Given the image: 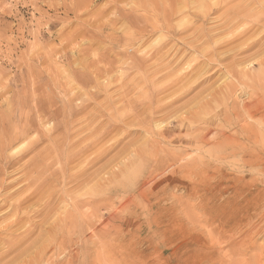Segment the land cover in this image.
<instances>
[{
  "label": "rangeland",
  "instance_id": "1",
  "mask_svg": "<svg viewBox=\"0 0 264 264\" xmlns=\"http://www.w3.org/2000/svg\"><path fill=\"white\" fill-rule=\"evenodd\" d=\"M174 1L0 0V204L3 202L0 227L20 220L22 228L21 225L14 227L22 229L16 231L17 238L22 235L32 238L28 239L31 245L24 238L23 244H27L20 246L23 251L17 248L5 261L18 257L15 261L19 264H113L114 261L118 264V260L124 264L132 261L142 264L148 256L154 257L156 249L167 250L165 256H168L172 246L182 243L179 238L165 244L161 230L154 222L155 216L168 219L176 215L182 218L181 222L176 221L177 230L182 228V223L195 228L198 221L197 229L200 223L206 224L205 220L215 222L213 226L219 225L224 232L219 230L218 234L223 236L215 239L224 243V250L229 249L224 253L236 251L229 255V260L239 264H264V256H261L262 250L264 252V1L249 0L250 3L245 4L244 0H232L234 2L230 4L229 0V7L228 0H216V6L214 0H210L212 3L209 1L208 5L213 8L207 5L210 10H203L204 14L209 12L210 15L201 14L200 6L192 5L194 0H189L191 5L186 4V0ZM180 1H184L182 12L188 7L185 13L192 17L187 20H184L185 16L175 18L178 21L173 20L177 22L175 28L165 31V10L171 6L181 8L178 7ZM243 2L244 7L253 4L258 8L254 11L251 5L247 6L252 12L243 10L232 20L239 22L225 25L223 30L229 9L243 6ZM193 6H197L196 9ZM157 7L164 10V17L160 10L156 12ZM224 12L228 14L226 17ZM232 13L234 15L235 11ZM154 21L161 24L156 22L154 25ZM202 32L206 35L203 40L200 39ZM234 34L236 44L229 45ZM158 51L163 53L159 55ZM213 51L218 53L216 57L212 56ZM187 71L193 81L189 75L190 80L187 79ZM239 71L254 72L255 75L243 78L235 74ZM152 72L157 74L156 77ZM180 78L183 79L181 84L176 81ZM171 80L179 86L170 83ZM158 104L162 110H157ZM203 125L213 131L205 140ZM160 130L170 132L168 137L172 142L158 136L156 133ZM148 140L159 143V149L164 151L159 152V156H165L172 167L167 169L165 166L162 171L155 166ZM147 142L149 151L142 152L137 161L131 162L135 151L147 150ZM81 150H84L81 158L69 167L74 173L81 172L88 168V160H96V165L87 169V174L97 180L79 185L57 183L56 178L61 177L68 166L65 155ZM57 153H63L64 158ZM40 162L47 164L50 171L36 183L43 171L37 167ZM124 165L126 169L122 171ZM108 173L112 181L109 185L103 180L109 177ZM44 178H50L45 184L46 189L51 187L53 194L37 196L31 204L23 205L22 208L29 209L24 214L19 207L9 206L20 203V198L30 194L28 187L34 189L33 184L39 186ZM144 182L149 184L148 187L155 186L145 197L147 200L140 197L138 191ZM188 186L199 190L188 192ZM92 187L95 188L93 191ZM52 198L56 200L53 199L54 203ZM182 200L186 202L182 210L188 202L189 209L194 208L189 210L192 221L187 222L185 212L181 213L179 201L183 203ZM75 201L80 203L79 210L74 208ZM126 204L131 205L132 212L125 208ZM176 207L174 214L168 212ZM45 208L53 214L56 212L54 217L51 212H39ZM73 211L78 219L81 215L77 219L81 234L68 232L65 225L68 213ZM167 224L164 222L162 226ZM30 230L32 232L27 233ZM202 230L197 233L203 234ZM43 231L49 235L41 246L38 240ZM126 248L129 253H125ZM38 250L39 258L31 259ZM217 251L208 252V256L215 257Z\"/></svg>",
  "mask_w": 264,
  "mask_h": 264
},
{
  "label": "bare ground",
  "instance_id": "2",
  "mask_svg": "<svg viewBox=\"0 0 264 264\" xmlns=\"http://www.w3.org/2000/svg\"><path fill=\"white\" fill-rule=\"evenodd\" d=\"M158 1H160L161 2V0H158ZM185 1V0H184ZM183 1V2H184ZM187 1V0H186ZM185 1V3L186 4H188L189 5V3H190V5H191V2H189V0H188V3ZM209 1L210 0H194V2L195 3H192V5H194V4H196L197 3V6H200V7H198V10H200V12H201V14L203 13L204 14V9L205 8H208V9H206L207 11H209L210 9H209V5H208V3H209ZM213 1V0H212ZM212 1H210V4L212 3ZM219 1V0H218ZM217 1V2H218ZM222 1V0H221ZM231 1V2H230ZM228 0V6H229V2H230V4L232 3V2H234V1H232V0ZM245 1V4L247 3V2H249L250 3V1L248 0H244ZM256 1V0H255ZM264 1V0H263ZM263 1L261 2V0H260V2L261 3H263ZM162 2L163 3H165L164 2V0H162ZM161 2V3H162ZM176 2V0L174 1V3ZM182 1H180V5H178V7L180 6L181 7V5H182V3H183ZM217 2H216V0H214V3H216V4H214L215 6L217 5ZM223 2V1H222ZM252 2H254L253 0H252ZM168 3V1L166 2V4ZM179 3V2H178ZM183 4V5H185L186 6V4ZM256 3V2H255ZM254 3V4H255ZM258 3H259V1H258ZM261 3H260V6H261ZM221 4V3H220ZM243 4H244V2H243ZM245 4L243 5V6H238L237 8H233V9H229V16L226 18V21H225V24L224 25H222V27L223 26H225V25H228V26H230V23H232L233 21V19L235 20V18L238 16V15H240V13H243V10H247L248 11V13H249V10L248 9H250L251 10V12H252V9L251 8H246L247 6H250V7H252V8H254V11H255V7H257V6H255V7H253V4H248V5H246V7H244L245 6ZM257 4V3H256ZM173 5V4H172ZM207 5L209 6V7H207ZM213 5V4H212ZM224 5V4H223ZM227 5L226 6H222V7H224V8H226L227 7ZM258 5V4H257ZM196 6V7H197ZM263 6V5H262ZM155 7V6H154ZM163 7V6H162ZM176 7H177V3H176ZM177 7V8H178ZM187 7V6H186ZM195 9H196V7L195 6H193ZM193 7H191V9H194ZM219 7H221V5L219 6ZM221 7V8H222ZM230 7V6H229ZM158 8V7H157ZM156 8V12H157V10H160V12L159 13H161L162 15H163V17H164V14H163V11H161V9H157ZM175 7L174 6H171L170 8H168L167 10H169V11H167V10H165V18L163 19L164 21H166V25L163 27V29L166 31H172V29H174L175 27V24L178 22L177 21V19H175V18H180V17H182V16H185V18H184V20H187V18H190V17H192V16H189L187 13H185V12H188V7H187V11L185 10V12L183 13L182 11H184V10H181V9H183V8H185L184 6L183 7H181V8H178V9H174ZM200 8V9H199ZM211 8V7H210ZM212 8H213V6H212ZM211 8V9H212ZM221 8H218V9H221ZM223 8V9H224ZM246 8V9H245ZM258 8V7H257ZM257 8H256V11H257V13H258V10H257ZM260 8V7H259ZM189 9H190V6H189ZM216 9V8H215ZM228 9V8H227ZM226 9V10H227ZM261 9V8H260ZM259 9V10H260ZM198 10H196V12H198V14H199V11ZM205 10V11H206ZM232 10L233 11H235V13H234V15H233V13H232ZM262 10V9H261ZM261 10H260V12L259 13H261ZM203 11V12H202ZM215 11V10H214ZM244 11V12H245ZM254 11H253V13H254ZM262 11H264V10H262ZM153 13H154V10L152 11ZM192 12L194 13L195 12V10L193 11L192 10ZM211 12V11H210ZM217 12V11H216ZM215 12V13H216ZM223 12V11H222ZM227 12V11H226ZM150 13H151V11H150ZM207 13L209 14V12H206L205 14L207 15ZM214 13V12H213ZM225 13V12H224ZM256 13V12H255ZM152 14V13H151ZM160 14V15H161ZM195 15H197L196 13H194ZM201 14H199V15H201ZM204 14V15H205ZM227 14V15H228ZM191 15H193V14H191ZM210 15V14H209ZM225 15V17L227 16L226 15V13L224 14ZM236 15V16H235ZM254 15V14H253ZM152 16H155L154 14L152 15ZM156 16H157V14H156ZM155 16V17H156ZM203 16V15H202ZM154 17V18H155ZM158 17V16H157ZM162 17V16H161ZM196 17V16H195ZM206 16H204L203 18H205ZM209 17V16H208ZM249 17V16H248ZM212 18V17H211ZM239 18V17H238ZM242 18V17H241ZM246 18V17H245ZM259 18V17H258ZM166 19V20H165ZM197 19V18H196ZM223 19V18H222ZM243 19V18H242ZM156 20V19H155ZM158 20V19H157ZM173 20H175V21H177V22H174ZM184 20H182V21H184ZM193 20V19H192ZM236 20H241V19H236ZM259 20V19H258ZM160 21V20H159ZM164 21H162V24H164L163 22ZM171 21H173V24H172V22ZM222 21V20H221ZM261 21V20H260ZM156 22H158V21H156ZM155 21L153 22V24L155 25V23H156ZM186 22V21H185ZM185 22H184V24H183V28H185L184 27V25H185ZM239 22V21H238ZM238 22H236V21H234L233 23L235 24V23H238ZM152 24V25H153ZM157 24H161V23H157ZM156 24V27L158 26ZM234 24H232L233 25V27H234ZM261 24V23H260ZM177 25V24H176ZM216 26V25H215ZM220 26V25H219ZM249 26V25H248ZM187 27H189V25H187ZM222 27H217V28H219V30L222 28ZM252 28L254 27V26H251ZM157 28H159V27H157ZM156 28V30H158ZM195 28V27H194ZM193 28V29H194ZM230 28V27H229ZM228 28V29H229ZM241 28V27H240ZM160 29V28H159ZM177 30L179 29V28H176ZM256 29V28H255ZM264 29V28H263ZM223 30H224V27H223ZM250 30L251 29H249V32H250ZM153 31H155V29L154 30H152V32ZM160 31V30H159ZM158 31V32H159ZM185 31V30H184ZM211 31H213V30H211ZM241 31V30H240ZM247 31V30H246ZM257 31V30H256ZM263 31V30H262ZM162 32V31H161ZM181 32H183L182 30L180 31V33ZM187 32V31H186ZM198 32V31H197ZM214 32H215V29H214ZM213 32V33H214ZM217 32V31H216ZM237 32V31H236ZM248 32V31H247ZM185 33V32H184ZM241 33H243V31L241 32ZM252 33H253V31H252ZM200 34H202V36L200 35V39H201V37H202V40H203V37H205L206 35H204L203 34V32L202 33H200ZM209 34V33H208ZM210 34H212V32L210 33ZM237 34V33H236ZM239 34V33H238ZM245 34H247V33H245ZM199 35V34H198ZM211 36V35H210ZM212 36H214V35H212ZM216 36V35H215ZM236 35L234 34V36L232 37L233 38V41H231V39H229L230 40V42H229V45H233L234 44V39L236 40V37H235ZM242 36H244V35H242ZM189 37H190V35H189ZM191 37H192V35H191ZM238 37V36H237ZM245 37V36H244ZM258 37V36H257ZM206 38V37H205ZM209 38V37H208ZM213 38V37H212ZM211 38V40L212 41H215V39H212ZM214 38H216V37H214ZM230 38V37H229ZM243 38V37H242ZM241 37H240V39H242ZM247 38H249V37H247ZM261 38V37H260ZM163 39H165V37L163 38ZM187 39V38H186ZM192 39V38H191ZM245 39H246V37H245ZM196 40V39H195ZM195 40L193 41V44H194V42H195ZM205 40V39H204ZM210 40V39H209ZM229 40H227L226 42H228ZM244 40V39H243ZM187 41H189V40H187ZM192 41H190V42H192ZM205 41H207V39L205 40ZM216 41H218V40H216ZM215 41V42H216ZM245 41V40H244ZM256 41V40H255ZM254 41V42H255ZM162 42H163V40H162ZM201 42V41H200ZM209 42V41H208ZM211 42V41H210ZM222 41H220V43H221ZM253 42V43H254ZM196 43V42H195ZM233 43V44H232ZM251 43H252V41H251ZM259 42H257V44H258ZM123 44V43H122ZM187 45H189V44H191V43H186ZM213 44V43H212ZM227 44V43H226ZM236 44V43H235ZM234 44V45H235ZM126 44H123V46H125ZM165 45H167V44H165ZM192 45V44H191ZM191 45H189V46H191ZM251 45V44H250ZM122 46V47H123ZM216 46V45H215ZM249 46V45H248ZM256 46V45H255ZM254 46V47H255ZM119 47V46H118ZM122 47H120V48H122ZM213 47V46H212ZM246 47V46H245ZM250 47H252V46H250ZM164 48V47H163ZM171 48V47H170ZM195 48V47H194ZM210 48V47H209ZM246 48H249V47H246ZM165 49V48H164ZM196 49V48H195ZM152 50V49H151ZM162 51H163V49H161ZM248 50H250V49H248ZM264 50V49H263ZM162 51H160V52H162ZM258 51H260V50H258ZM152 52V51H151ZM159 52V51H158ZM157 52V53H158ZM160 52H159V55H160ZM167 52V51H166ZM163 53V52H162ZM179 53V52H178ZM260 53V52H259ZM263 53V52H262ZM177 54V53H176ZM180 54V53H179ZM178 54V55H179ZM201 54V53H200ZM205 54H206V52H205ZM212 56L214 57L215 55H218V53L216 54V51H213L212 53ZM158 55V54H157ZM158 55V56H159ZM165 55H166V53H165ZM158 56H156V57H158ZM162 56V55H161ZM160 56V57H161ZM175 56V55H174ZM211 56V55H210ZM152 57H154V56H152ZM167 57V56H166ZM176 57V56H175ZM203 57V56H202ZM216 57V56H215ZM174 58V57H173ZM219 58V57H218ZM218 58H217V60H218ZM150 60V59H149ZM152 60V59H151ZM207 60V59H206ZM214 61V60H213ZM225 61V60H224ZM238 61V60H237ZM263 62V61H262ZM206 63V62H205ZM209 63V62H208ZM257 63H259V62H257ZM210 64V63H209ZM235 64V63H234ZM255 64V63H254ZM170 66V65H169ZM168 66V67H169ZM209 66V65H208ZM262 66V65H261ZM226 67H228V66H226ZM171 68V67H170ZM169 68V69H170ZM194 68H196V67H194ZM187 69V68H186ZM234 69V68H233ZM260 69H261V67H260ZM168 70V69H167ZM193 70V69H192ZM236 70V69H235ZM262 70V69H261ZM189 71V70H188ZM188 71H187V75L186 76H188L189 74H188ZM218 71V70H217ZM234 71V70H233ZM186 72V71H185ZM144 74L146 73V72H143ZM148 73V72H147ZM153 73V72H152ZM151 73V74H152ZM192 73H193V71H192ZM195 73V72H194ZM253 73V74H252ZM260 73V72H259ZM263 73V72H262ZM149 74V73H148ZM150 74V75H151ZM153 74H155V73H153ZM185 74V73H184ZM237 76H240V77H249V76H253V75H255L254 74V72H244V71H239V72H237V73H235ZM146 75V74H145ZM156 75L157 74H155V77H156ZM190 75H191V73H190ZM189 75V76H190ZM194 75V74H193ZM233 75V74H232ZM147 76V75H146ZM185 76V75H184ZM185 76V77H186ZM189 76L187 77V79L189 78ZM228 76V75H227ZM158 77V76H157ZM191 77L192 76H190V79H191ZM196 77V76H195ZM179 78V77H178ZM198 77H196L195 79H197ZM185 79V78H184ZM190 79H188V80H190ZM199 79V78H198ZM197 79V80H198ZM176 80V79H175ZM175 80L174 81H172V82H170V83H173V82H175ZM194 80V79H193ZM192 79H191V81H193ZM178 83L180 82V84L182 83L181 81H183V79L182 78H180V79H178V80H176ZM177 82H175L176 84H178ZM185 83V82H184ZM207 83V82H206ZM263 83V82H262ZM186 84V83H185ZM185 84H182V85H185ZM168 85V84H167ZM201 85V84H200ZM199 85V86H200ZM234 85V84H233ZM169 86H171L170 84H169ZM173 86V85H172ZM176 86V85H175ZM174 86V87H175ZM177 86H179V84L177 85ZM176 86V87H177ZM187 86V85H186ZM198 86V85H197ZM168 87V86H167ZM231 87H232V85H231ZM166 88V87H165ZM169 88V87H168ZM168 88H166V89H168ZM173 88V87H172ZM165 89V90H166ZM170 89V88H169ZM157 90V89H156ZM221 91V90H220ZM219 92V91H218ZM150 94H151V91H150ZM149 94V95H150ZM227 94V93H226ZM229 95V94H228ZM152 96V95H151ZM171 96H173V95H171ZM208 97V96H207ZM206 97V98H207ZM168 98H169V96H168ZM148 99V98H147ZM163 99V98H162ZM158 100H160V99H158ZM158 100H156V101H158ZM259 100V99H258ZM153 102V101H152ZM161 102V101H160ZM160 102H156V103H160ZM155 103V102H154ZM235 105V104H234ZM156 106V105H155ZM158 109L157 110H162L163 108H161V105L159 106V104H158V107H157ZM205 108V107H204ZM204 110V109H203ZM233 111V110H232ZM10 112V111H9ZM159 112V111H158ZM201 112V111H200ZM204 112V111H203ZM231 114V113H230ZM240 114V113H239ZM207 115V114H206ZM208 116V115H207ZM21 119V118H20ZM233 119V118H232ZM22 121V120H21ZM186 122V121H185ZM16 125V124H15ZM193 125V124H192ZM68 126V125H67ZM19 127V126H18ZM154 127V126H153ZM152 127V128H153ZM202 127H205L204 125L202 126ZM201 127V128H202ZM208 127V126H207ZM16 128V127H15ZM206 128V127H205ZM181 129V128H180ZM14 130H16V129H14ZM19 130V129H18ZM153 130V129H152ZM202 130V129H201ZM204 130V129H203ZM206 131L204 132V134H202V136H203V138H204V140L205 139H207L209 136H211L210 134H212L213 133V131L211 130V129H208V128H206L205 129ZM146 131H148V128H146ZM212 131V132H211ZM37 132V131H36ZM149 132V131H148ZM200 132V131H199ZM203 132V131H202ZM66 134V133H65ZM64 134V135H65ZM73 134V133H72ZM148 134V133H147ZM150 134V133H149ZM154 134V132L152 133V135ZM158 136H161L163 139H165V140H168L167 142H172L170 139H169V137H168V135L170 134V132H168V131H165V130H163V131H159V132H157L156 133ZM224 134V133H223ZM226 134V133H225ZM45 135V134H44ZM74 135V134H73ZM155 135V134H154ZM156 135V136H157ZM198 135V134H197ZM200 135V134H199ZM199 135H198V138H199ZM217 135V134H216ZM26 136V135H25ZM47 136V135H46ZM66 136V135H65ZM64 136V137H65ZM222 136V135H221ZM68 137V136H67ZM71 137V136H70ZM69 137V138H70ZM175 137V136H174ZM194 137V136H193ZM216 137V136H215ZM24 138V137H23ZM198 138H197V141H198ZM201 138V137H200ZM199 138V139H200ZM64 139V138H63ZM248 139V138H247ZM54 140V139H53ZM53 140H51V141H53ZM56 140V139H55ZM196 140V139H195ZM203 139H202V141H204ZM35 141V140H34ZM62 141H64V140H62ZM61 140H60V142H62ZM70 141H71V139H70ZM180 140H178L177 142H179ZM207 141H209V140H207ZM211 141V140H210ZM58 142H59V139H58ZM73 142V141H72ZM148 142H151V156L153 157V159H155V162H154V164H155V166L158 168V169H162V171H163V168L165 167V166H167V169L168 168H170V167H172L173 166V164H171V163H169V164H171V165H169L168 164V162H169V160H165V156H163L162 155V157H161V155L159 156V152L162 154V152H164L163 150H160L159 149V143H156V142H154V141H149L148 140ZM148 142L146 143V145H147V150H143V149H138V151H135L136 152V154H134V155H132L134 158H133V160H130L131 162H134V161H137V159L140 157V155L142 154V152L143 153H146V152H148L149 151V147H148ZM175 142V141H174ZM199 143L201 142V140L200 141H198ZM207 143V142H206ZM53 145H57V144H53ZM80 145V144H79ZM66 146V145H65ZM160 146H161V144H160ZM61 147H62V145H61ZM55 148H56V146H55ZM90 149V148H89ZM87 150V149H86ZM56 151H58L57 149H56ZM78 151V150H77ZM162 151V152H161ZM50 152V151H49ZM66 152V151H65ZM6 153V152H5ZM84 153V150H81V151H79V152H77V153H72V152H70V153H65L66 155H65V158H64V154L63 153H57V154H59V156H61L62 157V159L64 158L65 159V161H67V164H68V166L66 165V167L63 169V174L61 175V177H58V178H56V179H58L57 180V183H64V185L65 184H69L70 185V183L71 184H77V185H79V184H81V183H85V184H91L92 183V181H93V179H96L93 175H88L89 173L87 172V169H90V168H92V167H94V165H96L95 163L97 162L96 160H88V162H87V166H88V168H84L81 172H77V173H74V172H72L73 171V168H70L69 166L70 165H72L76 160H78L79 158H81V155ZM88 153V152H87ZM47 154V153H46ZM51 154V153H50ZM96 154V153H95ZM94 154V155H95ZM166 154H168V153H166ZM44 155V154H43ZM52 155V154H51ZM131 155V154H130ZM11 156V155H10ZM132 156H131V158H132ZM49 158H50V156H49ZM49 158H48V160H49ZM89 158V157H88ZM51 159V158H50ZM55 159H57V158H55ZM91 159V158H90ZM95 159V158H94ZM152 159V160H153ZM15 160V159H14ZM81 160V159H80ZM6 161V160H5ZM33 161H35V160H33ZM32 161V162H33ZM41 161V160H40ZM53 161H55V160H53ZM57 161V160H56ZM64 161V162H65ZM85 161V160H84ZM83 161V162H84ZM168 161V162H167ZM173 160H172V158H171V162H172ZM47 163V162H46ZM48 163H50V161L48 162ZM58 163V162H57ZM80 163H82V162H80ZM33 164V163H32ZM77 164V163H76ZM82 164H84V163H82ZM81 164V165H82ZM133 164V163H132ZM166 164V165H165ZM134 165V164H133ZM48 165L47 164H45L44 162H40L39 164H37V167L38 168H41L43 171L42 172H40V176L38 177V179L36 180V183H38L40 180H42L43 179V175L46 173V172H48V171H50V168H46ZM32 167V166H31ZM176 167V166H175ZM188 167V166H187ZM35 168V167H34ZM156 168V169H157ZM29 169H30V167H29ZM37 169V168H36ZM55 169V168H54ZM105 169V168H104ZM126 169V165H124V169H122V171H124ZM174 169V168H173ZM176 169V168H175ZM62 170V169H61ZM57 171V170H56ZM159 171V170H158ZM165 171V170H164ZM168 171V170H167ZM171 172H173L172 170H170ZM36 172V171H35ZM58 172H60V171H57V173ZM37 173H38V171H37ZM62 173V172H61ZM88 173V174H87ZM28 174V173H27ZM29 174H31V172L29 173ZM39 174V173H38ZM51 174H53V173H51ZM31 176H33V175H31ZM35 176V175H34ZM33 176V177H34ZM51 176V175H50ZM108 176L110 177H108L107 179H103L104 180V182L106 183V184H110L112 181H111V174L110 173H108ZM32 177V178H33ZM45 177V176H44ZM56 177V176H55ZM94 177V178H93ZM96 177H97V174H96ZM51 178H52V176H51ZM59 178H61V179H59ZM45 179V178H44ZM50 179V178H49ZM47 180V178L45 179V181L43 182V181H41L42 183H40L39 184V186H36L35 185V183L33 184L34 186H32V188L33 187H35L34 189H30L29 187H28V189H27V192L28 193H30V194H28L27 196H25V197H23V199H21L20 198V203H18L17 205H10L9 204V206H11V207H14L15 206V209H17L18 207L20 208V210H22L23 211V214L24 213H26V212H28L29 211V209L28 208H22V206L23 205H25L26 203L28 204V203H30L33 199H35V197H37V196H46V194H50V193H52V191H51V187H48L47 189H46V184H45V182H46V180L47 181H50V180ZM55 179V180H56ZM33 180H34V178H33ZM97 180V179H96ZM95 180V181H96ZM35 181V180H34ZM100 181V180H99ZM147 182H149V181H147ZM50 183H52V182H50ZM49 183V184H50ZM97 183V182H96ZM55 185H56V183H55ZM149 185V184H148ZM148 185H146V183L144 182V185H142L139 189H138V191H139V196L140 197H142V198H145L147 195H148V193L150 192V191H152L154 188H155V186H151L150 185V187H148ZM60 186H61V184H60ZM10 187V186H9ZM9 187H6L7 189L9 188ZM59 187V186H58ZM189 187V186H188ZM205 187V186H204ZM203 188V187H202ZM10 189V188H9ZM8 189V190H9ZM52 189H53V186H52ZM55 189V188H54ZM88 189V188H87ZM92 189V191L95 189L94 187H92L91 188ZM90 189V190H91ZM6 190V189H5ZM11 190V189H10ZM15 190V189H14ZM23 190H24V188H23ZM22 190V191H23ZM58 190H60V188L58 189ZM57 190V191H58ZM186 190H188V192H190V191H193V190H195V191H198L199 190V188H196V187H194V188H187ZM13 191V190H12ZM25 191V190H24ZM60 191H62V189L60 190ZM92 191H90L89 193H92ZM203 192H204V190H202ZM15 192V191H14ZM194 192V191H193ZM192 192V193H193ZM58 193V192H57ZM197 193V192H196ZM8 194V193H7ZM21 194V193H20ZM53 194V193H52ZM54 194H56V192H54ZM65 194V193H64ZM67 194V193H66ZM153 194V193H152ZM16 195V194H15ZM23 195V194H22ZM25 195V194H24ZM57 195V194H56ZM92 195V194H91ZM134 195V194H133ZM12 196V195H11ZM54 196V195H53ZM58 196V195H57ZM65 196V195H64ZM68 196V195H67ZM2 197V196H1ZM10 197V196H9ZM13 197V196H12ZM16 197V196H15ZM17 197H20V195H18ZM17 197H16V199H17ZM56 197V196H55ZM54 197V198H55ZM66 197V196H65ZM70 197V196H69ZM157 197V196H156ZM38 198V197H37ZM40 198V197H39ZM54 198H52V203H54ZM147 198V197H146ZM145 198V199H146ZM154 198V197H153ZM190 198V197H189ZM51 199V198H50ZM54 199V200H53ZM110 199V198H109ZM127 199V198H126ZM134 199V198H133ZM157 199V198H156ZM162 199V198H161ZM5 200V199H4ZM3 200V201H4ZM9 199L8 198H6V201H8ZM44 200V199H43ZM46 200V199H45ZM124 200V199H123ZM132 200V199H131ZM135 200V199H134ZM147 200V199H146ZM149 200V199H148ZM34 201V200H33ZM56 201V200H55ZM107 201V200H106ZM183 201V200H182ZM10 202V201H9ZM8 202V203H9ZM36 202V201H35ZM50 202H51V200H50ZM107 202H109V201H107ZM134 202V201H133ZM180 202V207H181V213L183 214V212H185V214H186V219L185 220H187V222H188V220L189 221H192V218L190 217V215H191V212L190 211H192L194 208L192 207V210H190L189 209V202L187 203V205L185 206V208H183L184 210H182V207L185 205L184 203H186V202H184L183 201V203L181 202V201H179ZM3 203V202H2ZM1 203V204H2ZM7 203V204H8ZM37 203V202H36ZM47 203V202H46ZM45 203V204H46ZM69 203H71V202H69ZM122 203V202H121ZM129 203H131V202H129ZM157 203H159V202H157ZM0 204V205H1ZM31 204V203H30ZM30 204H29V208H30ZM37 204H39V203H37ZM43 204H44V202H43ZM72 204V203H71ZM134 204H135V202H134ZM155 204V203H154ZM33 205V204H32ZM83 205V204H82ZM81 205V206H82ZM87 205H88V203H87ZM123 205V204H122ZM121 204H120V206H122ZM137 205V204H136ZM2 206V205H1ZM35 206V205H34ZM55 206V205H54ZM70 206V205H69ZM75 206V207H74ZM74 208L75 209H78L79 210V208H80V203H78L77 201H75L74 202ZM83 206H85V205H83ZM91 206H93V205H91ZM95 206V205H94ZM125 206V205H124ZM133 206V205H132ZM147 206V205H146ZM192 206V205H191ZM48 207H50V206H48ZM48 207H46V208H48ZM71 207V206H70ZM131 207V205H129V207H128V205L126 204V207L125 208H130ZM141 207V206H140ZM152 207V206H151ZM0 208H2V207H0ZM5 208V207H4ZM3 208V209H4ZM32 208V207H31ZM30 208V209H31ZM36 208V207H35ZM45 208V209H46ZM90 208V207H89ZM94 208V207H93ZM121 208H123V206L121 207ZM125 208H124V213L125 212H127V211H125ZM136 208H138V207H136ZM148 208V207H147ZM170 208V207H169ZM6 209V208H5ZM74 209V210H75ZM158 209V208H157ZM160 209V208H159ZM2 210V209H1ZM48 210H49V208H48ZM47 209L46 210H39V212H44V211H46V212H48V213H46V214H49L50 212H51V214H52V216L56 213H52V211H48ZM96 210V209H95ZM94 210V211H95ZM154 210V209H153ZM168 210V209H167ZM166 210V211H167ZM190 210V211H189ZM196 210V209H195ZM194 210V211H195ZM37 211V210H36ZM55 211H56V209H55ZM69 211H70V209H69ZM121 211H123V210H121ZM129 211L130 212H132V210L131 209H129ZM177 212V207L175 208V209H171V210H169L168 212H170V213H173L174 214V212ZM7 212H9V211H6V213ZM39 212H37L38 214L37 215H39V214H41V213H39ZM74 212V211H73ZM77 212V211H76ZM80 212V211H79ZM156 212V211H155ZM196 212V211H195ZM2 213V212H1ZM3 213H4V211H3ZM5 213V214H6ZM12 213V212H11ZM81 213V212H80ZM95 213V212H94ZM4 214V215H5ZM8 214V213H7ZM10 214V213H9ZM16 214V213H15ZM45 214V213H44ZM51 214H50V216H51ZM84 214V213H83ZM192 214H194V212H192ZM199 214V212L197 211V215ZM202 214L203 215H205L206 213H203L202 212ZM3 215V214H2ZM17 215H18V213H17ZM42 215H43V213H42ZM80 215V214H79ZM114 215H116V214H114ZM8 216V215H7ZM6 216V217H7ZM13 215L11 214V217H12ZM39 216H41V215H39ZM48 215H46L45 217H47ZM51 216V217H52ZM176 216V215H175ZM174 215H172L171 217H169L168 219H166V217H160V216H155V220H154V222H155V224H156V226H157V228H160V230H161V232H160V236L161 237H163L162 239H164L165 240V244H171V243H174L176 240H178L179 238H182V243H176L174 246H170V247H168V248H170V254L168 255V256H165V252L167 251V250H164V251H159V249H156L155 250V254L152 256L153 258H151L150 256H148L147 257V259L145 258V260L144 261H142L143 263L142 264H239V262H236V261H234V260H232V259H230L229 260V255H231V254H234V253H236V251H234V250H230L229 252H230V254H225L224 253V251H228L229 249H226V250H224V243H222L220 240H216L215 239V237H217V236H223L222 235V233L224 232V230L218 225H216V226H213L214 224H216L215 222H213V221H208V220H205V222H206V224L205 225H201V224H203V223H200L199 224V226H198V230L196 229V227H197V222H196V227L194 228V225H193V227H188L187 225H184L183 223L180 225L182 228H179L178 230H177V223H176V221H180L181 222V220H182V218L180 217V219L178 218V216L177 217H175ZM183 216V215H182ZM5 217V218H6ZM13 217H15V216H13ZM18 217V216H17ZM49 217V216H48ZM50 217V218H51ZM54 217V216H53ZM83 217V216H82ZM94 217V216H93ZM147 217V216H146ZM160 217V218H159ZM173 217V218H172ZM50 218H46V219H50ZM67 218H69L68 220H66L67 222H66V227H68L69 228V230L70 231H68V232H76V233H80V230H81V227H79V224H78V221H77V219H78V215H77V213H71V212H69L68 213V217ZM66 218V219H67ZM80 218H81V215H80ZM79 218V219H80ZM91 218V217H90ZM177 218L179 219V220H177ZM185 218V217H184ZM198 218V217H197ZM4 219V218H3ZM10 219V218H9ZM8 219V220H9ZM12 219V218H11ZM78 219V220H79ZM89 219V218H88ZM93 219V218H92ZM199 219V218H198ZM197 219V220H198ZM7 220V219H6ZM7 220V221H8ZM15 220H16V218H15ZM22 220H23V218H22ZM55 220V219H54ZM204 220V219H203ZM53 221V220H52ZM184 221V220H183ZM195 221V220H194ZM200 221V220H199ZM25 222V221H24ZM56 222H58V221H56ZM59 222H61V221H59ZM153 222V221H152ZM153 222V223H154ZM164 222L165 223H168L167 225H163L162 226V224H164ZM20 223H22L20 220H17V221H15V222H10V223H6L5 225H3V226H1L0 227V238H1V236H3L4 238H1L0 239V253H2L3 252V254H0V263L4 260V262L2 263V264H19V263H17L16 261H15V259L17 260V258H14V259H10L9 261H5V259H7V256H8V258H9V256H10V254H12V253H14V251H16L17 250V248H19L24 242H25V240H24V238H26L24 235H22L21 237L22 238H17V235H16V231H21L22 229V225L20 224ZM28 223H29V221H28ZM31 223V222H30ZM88 223V222H87ZM186 223V222H185ZM190 223H193V222H190ZM210 223V224H209ZM39 224V223H38ZM60 224V223H59ZM150 224V223H149ZM160 224H161V226H160ZM188 224V223H187ZM19 225H21L20 227L21 228H19V229H15L14 227H18ZM26 225V224H25ZM29 225V224H28ZM37 225V223L35 224V226ZM41 224H39V226H40ZM151 225H152V223H151ZM192 225V224H191ZM24 226V225H23ZM34 226V225H33ZM38 226V225H37ZM36 226V227H37ZM56 226V225H55ZM62 226H63V224H62ZM153 226V225H152ZM202 226H204V227H202ZM213 226V227H212ZM28 227V226H27ZM58 227V226H57ZM65 227V226H64ZM84 227V226H83ZM13 228L15 229V230H13ZM25 227H23V229H24ZM59 228H61V227H59ZM201 228H203V230L201 229ZM21 229V230H20ZM38 229V228H37ZM91 229V228H90ZM188 229H190V232L188 231ZM25 230H27V229H25ZM25 230H23V231H25ZM36 230V229H35ZM54 230V229H53ZM55 230H57V229H55ZM88 230V229H87ZM199 230H202V231H204V232H201V233H203V234H199V233H197V232H200ZM211 230V231H210ZM221 231L222 233H220V234H218V231ZM32 231L30 230V231H28L27 233H31ZM37 232V231H36ZM54 232V231H53ZM59 232V231H58ZM63 232H65V231H63ZM67 232V231H66ZM71 232V233H72ZM206 232V234H204ZM52 233V232H51ZM60 233V232H59ZM21 234H22V232H21ZM25 234V233H24ZM29 234H27L28 236L27 237H29ZM54 234V233H53ZM58 234V233H57ZM63 234V233H62ZM81 234V233H80ZM5 235V236H4ZM49 235V234H46V232H41V238H40V240H38V243L40 242L41 243V246L43 245V244H45L44 242H45V240H46V237ZM70 235V234H69ZM31 236V235H30ZM34 237L36 236V234L35 235H33ZM58 236V235H57ZM72 236H74V235H72ZM82 236V235H81ZM29 238H31V237H29ZM29 238H26L27 240V242H28V239ZM61 238V237H60ZM66 238V237H65ZM72 238V237H71ZM74 238V237H73ZM114 238V237H113ZM157 238V237H156ZM155 238V239H156ZM32 239V238H31ZM30 239V240H31ZM37 238H35V241L34 242H36L37 240H36ZM38 239H39V237H38ZM115 239V238H114ZM154 239V238H153ZM184 239V240H183ZM29 240V241H30ZM52 240V239H51ZM55 240V239H54ZM65 240V239H64ZM73 240V239H72ZM181 240V239H180ZM214 240H216V241H214ZM256 241V240H255ZM27 242L25 243V244H27ZM51 242V241H50ZM50 242H49V244H50ZM55 242V241H54ZM65 242V241H64ZM76 242V241H75ZM78 242V241H77ZM152 242V241H151ZM29 243V242H28ZM37 243V242H36ZM148 243V242H147ZM150 243V242H149ZM161 243V242H160ZM198 243V244H197ZM25 244H23V246L25 245ZM30 245H31V243H29ZM64 244V243H63ZM70 244V243H69ZM79 244V243H78ZM78 244H77V246H78ZM162 244V243H161ZM178 244V245H177ZM197 244V245H196ZM208 244V245H207ZM35 245H37V244H35ZM68 245V244H67ZM67 245H66V248H67ZM195 245H196V247H195ZM34 246V245H33ZM32 246V247H33ZM46 246V245H45ZM30 247V246H29ZM35 247V246H34ZM33 247V248H34ZM73 247H75V246H73ZM21 248V247H20ZM23 248V247H22ZM21 248V249H22ZM57 248V247H56ZM59 248V247H58ZM216 248H218L217 250H216ZM24 249V248H23ZM23 249H22V251H23ZM37 249V248H36ZM39 249H40V247H39ZM44 249H46L47 250V248H44ZM68 249V248H67ZM166 249V248H165ZM207 249H209V251H207ZM1 250H3L2 252H1ZM69 250V249H68ZM130 250V249H129ZM169 250V249H168ZM21 251V250H20ZM32 251V250H31ZM45 251V250H44ZM62 251H65L64 249L62 250ZM151 252L153 251L152 249L150 250ZM214 251H217V253H216V256L214 257V256H211L210 257V255L208 256V252H214ZM28 252V251H27ZM42 252V251H41ZM118 252V251H117ZM116 252V253H117ZM140 252V251H139ZM238 252V251H237ZM246 252V251H245ZM55 253V252H54ZM57 253V252H56ZM60 253V252H59ZM58 253V254H59ZM115 253V252H114ZM125 253H129V252H127V248L125 249ZM227 253V252H226ZM243 253V252H242ZM20 254H22V253H20ZM25 254V253H24ZM23 254V255H24ZM28 254V253H27ZM39 254H40V250H38V252L36 253L35 252V256H32V258L31 259H36L35 257L37 256V258H39ZM42 254H44V253H42ZM69 254H70V252H69ZM72 254V253H71ZM70 254V255H71ZM153 254V253H152ZM204 254H205V256H204ZM240 254V253H239ZM22 255V256H23ZM70 255H69V257H70ZM119 255V254H118ZM117 255V256H118ZM121 255V254H120ZM123 255V254H122ZM121 255V256H122ZM143 255V254H142ZM149 255V254H148ZM236 255V254H235ZM245 255V254H244ZM264 256V252H263V250H262V252H261V256ZM13 256V255H12ZM29 256H30V254H29ZM28 255H27V257H29ZM30 256V257H31ZM46 256V255H45ZM75 256V255H74ZM116 256V255H115ZM124 256V255H123ZM234 256V255H233ZM240 256V255H239ZM79 257V256H78ZM113 256H111V260L113 261V258H112ZM129 257V256H128ZM135 257V256H134ZM140 257V256H139ZM20 258H22L21 256H20ZM19 258V259H20ZM71 258V257H70ZM70 258L68 259V260H70ZM73 258V257H72ZM71 258V259H72ZM121 257H119V259H120ZM137 258V257H136ZM24 259V258H23ZM45 259V258H44ZM67 259V258H66ZM63 260V259H62ZM75 260H77V259H75ZM115 260V259H114ZM123 260V259H122ZM138 260V259H137ZM142 260V259H141ZM23 261V260H22ZM38 261V260H37ZM71 261H73V260H71ZM139 262H140V260H138ZM233 261V262H232ZM48 262V261H47ZM52 262V261H51ZM70 262V261H69ZM119 262L121 263V264H124V263H122V261H119L118 260V264H119ZM126 262H127V260H126ZM129 262V261H128ZM244 262V261H243ZM249 262V261H248ZM21 263V262H20ZM37 263V262H36ZM72 263V262H71ZM116 263V261H114L113 262V264H115ZM136 263H137V261H136ZM134 261H132L130 264H136ZM247 263V262H246ZM249 263H251V262H249ZM248 263V264H249ZM25 264V263H24ZM45 264V263H44ZM50 264V263H49ZM128 264V263H127ZM140 264V263H139ZM241 264V263H240Z\"/></svg>",
  "mask_w": 264,
  "mask_h": 264
}]
</instances>
